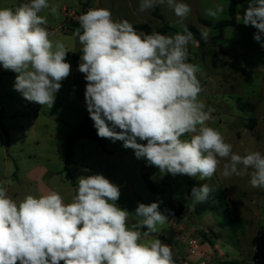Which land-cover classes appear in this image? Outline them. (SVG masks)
<instances>
[{
  "label": "clouds",
  "instance_id": "obj_1",
  "mask_svg": "<svg viewBox=\"0 0 264 264\" xmlns=\"http://www.w3.org/2000/svg\"><path fill=\"white\" fill-rule=\"evenodd\" d=\"M165 4L182 28L171 36L137 32L128 20H114L107 8H89L78 17V71L84 74L86 108L97 135L122 141L137 159L161 173L205 180L226 160L225 178L249 176L253 188L264 189V154L234 152L208 126L214 109L200 98L205 89L199 66L188 62L189 45L200 46L183 23L190 5L183 0H140L139 10ZM45 10L55 16L58 5L26 0L15 9L0 8V66L17 73L14 89L24 99L51 108L71 65L65 44L50 39L53 33L41 15ZM224 11L217 4L205 15L219 19ZM240 17L257 30L253 38L264 47V0H248ZM200 37L207 43L208 30ZM77 181L67 203L56 190L17 200L0 186V264H176L170 245L147 239L169 218L165 213L171 210L162 212L161 201L138 203L139 220L129 226L130 213L116 203L118 185L102 174ZM212 191L207 183L194 186V204L206 202Z\"/></svg>",
  "mask_w": 264,
  "mask_h": 264
},
{
  "label": "rangeland",
  "instance_id": "obj_2",
  "mask_svg": "<svg viewBox=\"0 0 264 264\" xmlns=\"http://www.w3.org/2000/svg\"><path fill=\"white\" fill-rule=\"evenodd\" d=\"M232 1L183 0L192 9L183 23L190 30L209 32L204 46L189 45L188 62L199 66L197 75L205 89L200 98L214 109L208 126L217 129L233 145L234 152L264 154V47L253 38L257 30L242 23L240 16L248 7V0L236 8V25L225 28L223 39L216 40L219 31L214 26L230 19ZM22 2L26 0H0V8L15 9ZM49 3L58 5V14L54 16L45 10L41 15L47 17V26L53 33L50 39L65 44L71 72L62 81L54 105L48 108L24 99L14 89L17 73L0 66V186L17 200L29 194L42 195L38 181L44 166L49 174L42 184L58 191L67 203L80 176L102 174L120 187L116 203L130 213L129 226L139 220L135 216L138 203L161 201L162 212L171 210L165 213L169 215L166 223L158 225L157 233L147 239L158 238L170 245L176 264H194L184 242L189 236L198 240L216 237L215 241L223 247L242 246L247 254L245 264H250L255 255L253 247L259 243L258 235L264 232V189L253 188L249 176L225 178L222 171L226 160H221L217 169L219 178L215 174L200 181L199 177L175 175L171 180L170 173H161L157 167L147 165L145 159H137L134 150L123 147L122 141L102 138V149L92 140L79 139L73 144L68 168L61 169L59 175L56 173L64 165L69 135L89 115L84 98L86 81L78 71L82 45L74 36L79 26L66 22L63 9L81 15L89 8H107L114 20L126 19L134 27L147 26L152 32L167 26L170 30L164 34L170 36L182 28L166 4L141 12L140 0H49ZM217 4L225 8L219 19L206 16L205 10ZM88 124L96 130L90 116ZM205 183L213 191L206 202L194 204L192 188ZM248 233L251 236L246 239Z\"/></svg>",
  "mask_w": 264,
  "mask_h": 264
},
{
  "label": "crops",
  "instance_id": "obj_3",
  "mask_svg": "<svg viewBox=\"0 0 264 264\" xmlns=\"http://www.w3.org/2000/svg\"><path fill=\"white\" fill-rule=\"evenodd\" d=\"M86 118H89V115ZM77 141H75V143ZM71 162H72V159L69 162L66 161V155H65L64 165L60 167L59 169H57L56 173L59 175V173L61 172V169H67L69 163ZM41 168H42L41 170L42 174L40 176V180L38 181V183L40 184L39 187H40L41 192L44 194V193H48L50 190H53V189H51L50 187H46L44 184H42V179L45 178L49 174V171L44 166H41ZM216 176L219 178L218 171L216 172ZM169 177L171 180H174V176L172 174H169ZM187 178H191V177L187 176ZM180 210H183V208H180ZM250 236L251 234H249V236H246V239H248V237ZM258 238H259V243L257 246L253 247L255 255H254V259L250 262V264H255L254 260L257 257L259 249H261L262 251V255H261L262 261H263L262 264H264V232L263 234L258 235ZM215 240H216V237H212L210 239L203 238L199 240V242L202 244L201 252H207L212 256V261L210 264H245V262L247 261V257H246L247 254L245 252L246 249H244L242 246H240V248H237L233 245L223 247L219 245ZM241 240H239V242ZM192 258L194 259V262H193L194 264H199L201 260V253H198L196 256H193Z\"/></svg>",
  "mask_w": 264,
  "mask_h": 264
},
{
  "label": "trees",
  "instance_id": "obj_4",
  "mask_svg": "<svg viewBox=\"0 0 264 264\" xmlns=\"http://www.w3.org/2000/svg\"><path fill=\"white\" fill-rule=\"evenodd\" d=\"M247 0H233L232 4L229 9V15L230 19L221 21L217 23L214 28L219 31V35L217 36L216 40L220 41L223 39L224 29L227 27H233L236 25V16H237V6L240 4H244ZM207 26H211V24L204 22ZM136 31L143 30L146 33H152V30L147 26H137L134 27ZM168 30H170L169 27L165 26L161 31H159L161 34L166 33ZM194 31L196 35V39L200 40V46H204L205 42L201 39L200 33L197 32L195 29H191ZM89 118H86L82 124L74 129L71 134L68 137V146L66 150V161L69 162L72 159L73 156V144L75 141L79 139H89L94 141L100 148L104 149V140L97 135V131L94 130V128L88 124ZM145 230V229H143Z\"/></svg>",
  "mask_w": 264,
  "mask_h": 264
},
{
  "label": "built area",
  "instance_id": "obj_5",
  "mask_svg": "<svg viewBox=\"0 0 264 264\" xmlns=\"http://www.w3.org/2000/svg\"><path fill=\"white\" fill-rule=\"evenodd\" d=\"M63 14L65 16L66 22L70 24H77L79 26L78 17L80 14L75 12L72 9H63ZM170 226L173 229V232L177 234L176 230L174 229L173 223L170 222ZM177 236V235H176ZM184 242L187 244L189 255L190 256H196L198 253H201V260L199 264H210L212 261V256L207 252H201L202 244L199 242V240L189 236L187 239L184 240ZM262 251L259 249L257 257L254 260L255 264H262Z\"/></svg>",
  "mask_w": 264,
  "mask_h": 264
}]
</instances>
